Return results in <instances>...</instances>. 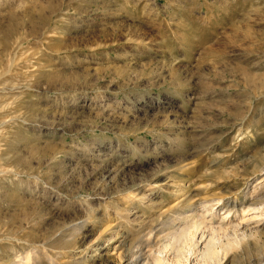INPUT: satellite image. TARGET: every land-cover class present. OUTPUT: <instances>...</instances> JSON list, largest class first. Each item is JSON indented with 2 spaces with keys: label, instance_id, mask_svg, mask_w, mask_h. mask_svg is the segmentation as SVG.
Here are the masks:
<instances>
[{
  "label": "rangeland",
  "instance_id": "rangeland-1",
  "mask_svg": "<svg viewBox=\"0 0 264 264\" xmlns=\"http://www.w3.org/2000/svg\"><path fill=\"white\" fill-rule=\"evenodd\" d=\"M254 185L264 0H0V264H126L216 201L220 264H264Z\"/></svg>",
  "mask_w": 264,
  "mask_h": 264
},
{
  "label": "bare ground",
  "instance_id": "bare-ground-1",
  "mask_svg": "<svg viewBox=\"0 0 264 264\" xmlns=\"http://www.w3.org/2000/svg\"><path fill=\"white\" fill-rule=\"evenodd\" d=\"M254 187H255V185L253 186V190H254ZM258 189H259V187H258ZM252 192H254V194L252 193L251 196L247 195V197H245L246 196L245 195L244 196L245 199H243V201L246 200V202H247V208H245V210L248 209L247 211H250V212L252 211L251 213H255L254 216L257 217V216H259V215H257L258 213H256V212H258L257 210L262 209V207H264V198H263L264 188L262 190L261 189L257 190V188H256ZM213 200H215V201L220 200V198L211 199L209 201H213ZM205 202H207V201H203V200L199 201V205H200V203H205ZM230 202L233 206L234 200H232ZM217 203H218V201H216L213 204H210L208 211L212 210L213 207L215 205H217ZM237 203H239V202H237ZM205 206L206 205L204 204V206H202L203 209L200 208V209H202V212H203ZM234 206H235V204H234ZM208 211L205 214H202V212L200 213V215L195 214L194 215L195 221H192V220L190 221L189 217L182 216V213H178L179 215L177 217V220L182 221L183 226L182 225L181 226L178 225V227L176 226L177 228H175L176 230L174 231V233L170 239V242H168L167 244L157 246V248L153 251V253H151L152 251H147L148 253L144 252L140 249V247L138 249L136 247L137 251H135V252L132 251V249H131L130 251H128V253H129V255L127 257L128 262H126V264H207V263L220 264L221 263V261L219 262L220 254L221 253L226 254L230 248H232L234 245H236L238 243V238L233 237L231 239H227V240L225 239L226 241L224 243L223 242L220 243L218 241L217 237L224 233L223 231L225 229L223 228L224 227L223 224L227 225V224H229V222L223 223V220L225 218L223 219L221 217H220V220L218 222L213 221L212 220L213 212L210 213ZM204 212H205V210H204ZM229 212H230V209L227 210L226 216ZM259 214H260V210H259ZM184 215H185V213H184ZM207 216L208 217L210 216V217L207 219L206 218ZM76 224H74L70 228V230L68 231L69 234L71 231V235H69L71 238V241H68L67 244H64L65 243L64 242L62 244L63 248L72 247L73 240L76 237H78L77 235L80 234V229L83 225H76ZM229 226L231 227L232 230H235L237 227V225H235V224L234 225L230 224ZM150 232H151V229H150ZM61 233L59 236L58 235L57 236L63 237L64 235H61ZM150 234L148 236L149 237L148 238L149 244L154 242V241L152 242L153 239H151L153 237V235H150ZM65 235H68V234L65 233ZM43 237H44V235H43ZM55 238H53V240H50V241H48L49 239L47 240L46 238H44V239H42L43 241L40 245L37 244L34 247L32 246V249H31L32 252H27L25 255H23L24 256L23 258L25 261L24 263L25 264H46V263H44V261H50L51 264H59V263H57L58 262L57 259L59 256L55 255L51 252L49 253L45 248L46 246H49L51 248H56V241H59V240L55 239ZM65 238L67 239L66 236H65ZM74 242H75V240H74ZM58 246L59 245H57V247ZM72 255H73V253H72ZM70 257H71V255H70ZM71 258H73V257H71ZM77 260H78V258H77ZM65 262H68L67 259ZM71 262H68V263H71ZM78 264H79V262H78Z\"/></svg>",
  "mask_w": 264,
  "mask_h": 264
}]
</instances>
